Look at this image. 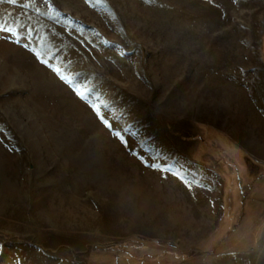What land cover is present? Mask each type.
<instances>
[{"label": "rangeland", "instance_id": "obj_1", "mask_svg": "<svg viewBox=\"0 0 264 264\" xmlns=\"http://www.w3.org/2000/svg\"><path fill=\"white\" fill-rule=\"evenodd\" d=\"M5 22L0 264H264V180L214 128L264 108V0H0Z\"/></svg>", "mask_w": 264, "mask_h": 264}, {"label": "crops", "instance_id": "obj_2", "mask_svg": "<svg viewBox=\"0 0 264 264\" xmlns=\"http://www.w3.org/2000/svg\"><path fill=\"white\" fill-rule=\"evenodd\" d=\"M239 113L238 116L224 114L221 122L214 125V128L221 133L220 154L226 158L233 154V149H236L248 167V159L254 163L251 172L256 175L255 179L264 180V108L243 109L239 110ZM248 116L250 119H247ZM260 169L263 171L260 172ZM259 207L264 211L263 205Z\"/></svg>", "mask_w": 264, "mask_h": 264}, {"label": "snow or ice", "instance_id": "obj_3", "mask_svg": "<svg viewBox=\"0 0 264 264\" xmlns=\"http://www.w3.org/2000/svg\"><path fill=\"white\" fill-rule=\"evenodd\" d=\"M9 2L12 4H15V3H17V0H9ZM20 27H23V26L21 25ZM0 32L9 33L10 34L9 38H15V42H17V43L20 42V36L17 34V32L10 25H7L6 22L0 23ZM45 63H47V61H45ZM55 71L59 74L61 70L59 68H56ZM61 79H64V80L68 81L69 83H71L69 78L66 76H61ZM79 95H83V93H79Z\"/></svg>", "mask_w": 264, "mask_h": 264}, {"label": "trees", "instance_id": "obj_4", "mask_svg": "<svg viewBox=\"0 0 264 264\" xmlns=\"http://www.w3.org/2000/svg\"><path fill=\"white\" fill-rule=\"evenodd\" d=\"M248 160H250V159H248Z\"/></svg>", "mask_w": 264, "mask_h": 264}]
</instances>
